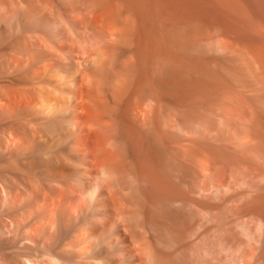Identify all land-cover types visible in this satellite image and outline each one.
Returning <instances> with one entry per match:
<instances>
[{"label":"bare ground","instance_id":"bare-ground-1","mask_svg":"<svg viewBox=\"0 0 264 264\" xmlns=\"http://www.w3.org/2000/svg\"><path fill=\"white\" fill-rule=\"evenodd\" d=\"M0 264H264V0H0Z\"/></svg>","mask_w":264,"mask_h":264}]
</instances>
